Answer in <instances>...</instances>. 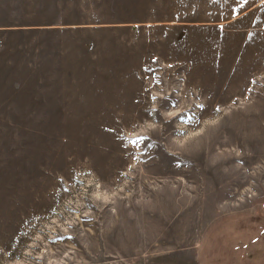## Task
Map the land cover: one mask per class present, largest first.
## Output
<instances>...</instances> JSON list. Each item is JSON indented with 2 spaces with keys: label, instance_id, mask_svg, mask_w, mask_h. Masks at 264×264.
Wrapping results in <instances>:
<instances>
[{
  "label": "rangeland",
  "instance_id": "1",
  "mask_svg": "<svg viewBox=\"0 0 264 264\" xmlns=\"http://www.w3.org/2000/svg\"><path fill=\"white\" fill-rule=\"evenodd\" d=\"M236 214H264V0H0V264H203Z\"/></svg>",
  "mask_w": 264,
  "mask_h": 264
},
{
  "label": "crops",
  "instance_id": "2",
  "mask_svg": "<svg viewBox=\"0 0 264 264\" xmlns=\"http://www.w3.org/2000/svg\"><path fill=\"white\" fill-rule=\"evenodd\" d=\"M219 222L206 233L214 237L213 254L210 253V256L215 259L210 257L211 260L203 264H259L264 262V214H236ZM230 232H232L230 238L225 244L229 247V253L221 256L215 255V252H219L216 249L217 244L222 241L220 236L225 237ZM204 242L205 240L199 246V253L204 247ZM200 255L198 264L201 261Z\"/></svg>",
  "mask_w": 264,
  "mask_h": 264
},
{
  "label": "snow or ice",
  "instance_id": "3",
  "mask_svg": "<svg viewBox=\"0 0 264 264\" xmlns=\"http://www.w3.org/2000/svg\"><path fill=\"white\" fill-rule=\"evenodd\" d=\"M132 143H135V141H132Z\"/></svg>",
  "mask_w": 264,
  "mask_h": 264
}]
</instances>
